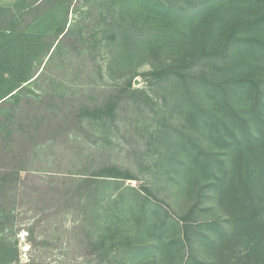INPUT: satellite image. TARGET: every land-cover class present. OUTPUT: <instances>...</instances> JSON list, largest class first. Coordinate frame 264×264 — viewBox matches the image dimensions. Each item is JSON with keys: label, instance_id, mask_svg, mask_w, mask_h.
<instances>
[{"label": "trees", "instance_id": "16d2710c", "mask_svg": "<svg viewBox=\"0 0 264 264\" xmlns=\"http://www.w3.org/2000/svg\"><path fill=\"white\" fill-rule=\"evenodd\" d=\"M59 1L17 0L0 6V54L17 55L21 49L16 41L32 25L37 11ZM88 2L89 14L98 2ZM109 3L101 16L109 56L106 68L112 79L123 81L104 87L87 80L82 86L94 91L95 97L51 90L32 98L26 85L41 72H28L30 68L21 67L18 60L0 61V73L11 75L18 68L21 75L7 80L1 75L11 86L0 90V233L13 228L14 211L25 201L51 206L48 215L59 208L65 212L88 209L94 221L77 231L82 236L81 249L89 248L94 264H200L194 252L184 260L181 250L184 241L190 245L200 241L191 232L199 226L194 215L202 210L196 208L210 197L207 189L216 187L218 200L226 208L224 217L202 223L216 232L214 238L203 236L214 247V258L205 264H248L243 258L249 261L252 256H262L264 261V219L251 209L253 197L262 200L264 193V188L257 190L264 184V0ZM77 31L73 27L59 30L49 57L66 42L68 52L79 59L75 70L82 71L80 59L92 58V50L86 48L89 51L83 53L86 36ZM142 63L151 67L152 94L131 86ZM96 68L102 76L98 64ZM124 106L159 118L153 135L160 149L153 163L154 179L164 175L169 181L174 173L185 172L184 197L195 200L186 213L176 216L165 211L164 216H156L155 209L142 204L123 212L96 209L94 214L89 205L98 201L97 185L110 179H137L128 168L103 156L70 158L65 164L73 168L32 174L30 185L28 178L21 179L20 171L29 169L24 163L33 160L29 153L36 148L39 134L69 135L71 129H87L94 123L108 130ZM128 214L133 222L125 221ZM239 245L243 246L241 256L235 254ZM10 262L12 247L0 237V264Z\"/></svg>", "mask_w": 264, "mask_h": 264}, {"label": "rangeland", "instance_id": "374dc122", "mask_svg": "<svg viewBox=\"0 0 264 264\" xmlns=\"http://www.w3.org/2000/svg\"><path fill=\"white\" fill-rule=\"evenodd\" d=\"M93 1L98 2V6L95 5L96 8L89 14L86 9L91 3L88 2L86 5V0H72L70 3L62 0L52 8L46 4L44 8L37 11L32 25L27 27V32H23V36L17 39L16 42L21 51L17 55L8 57L0 54L1 62L18 60L21 67L26 65L30 68L28 72L33 73L37 70L41 72L38 79L26 85V91H29L28 96L34 98L51 90L58 93L69 90L70 96H78L83 93L91 98L95 97L94 91L89 88L85 90L86 87L82 86L87 80H95L97 84L104 87L114 86L123 81L118 77L112 79V74L106 68L109 56L104 47L103 27L105 25L101 16L107 13V8L110 6L109 0ZM2 26L6 27V25ZM69 27L77 29L86 36L83 53L92 50L89 51L92 53L90 54L92 58L87 61L80 59L79 64H82L83 73L75 70L79 59L73 51L68 52L66 42L60 44L62 47L55 49L52 57H49L57 45V42L54 41L57 33L59 30ZM38 43L41 44V48L36 50ZM11 47L15 49L13 43ZM95 63L100 66V74H102L100 77ZM150 70L151 67L148 63L140 64L131 80L132 88L144 89L147 93L152 94L148 74ZM10 74L16 78L21 76L18 68L13 70V74ZM1 75H4L6 80L11 76L2 72L0 81H2ZM114 76H117L116 73ZM10 86L11 84L8 82L2 81L0 90L6 91ZM158 98L156 96V99ZM124 108L123 112L119 113L115 124L108 130L102 129L94 123L87 129L79 131L71 129L68 132L69 135L53 133V135L47 134L46 136L45 132L39 134L36 148L32 153H29L33 160L24 163L29 169L20 171L21 179L28 178L27 183L30 185L34 181L31 178L32 174L44 175L51 170L73 168L70 164L67 165L68 162L65 164L70 158L86 154L93 155L94 158L103 156L128 168L137 179H110L105 185H97L99 190L95 197L98 201L89 205L94 214L96 209H99L96 211H103L106 207H110L111 211L120 210L123 212V209L140 207L142 204L149 210L155 209L156 216H164L165 211L176 216L186 213L195 200L184 197L186 195L183 187L186 180L185 172L174 173V177L169 181L164 175L159 180L154 179L156 168L153 163L160 149L153 135L159 127V118L152 117V113L148 115L145 111L132 110L127 106ZM41 142H45L47 145L41 144ZM102 143L103 147H98ZM133 188L139 193L134 192ZM262 188H264V184L257 190L263 191ZM216 189V187L208 188L210 197H204L196 208L202 210L198 213L199 215H194L197 220L195 222L199 226L193 228L191 232L192 236H198L200 241H193L192 245L189 244V241H184V248L181 250L184 260L188 256L190 257L191 252H194L195 256L200 259V264L209 263L214 258L212 254L214 247L203 236L208 235L214 238L216 232L212 227L202 223L210 218L224 217L226 207L222 208ZM102 197L106 199L101 202L99 200ZM261 198L262 200L253 197L251 209L252 213L257 214L259 211L261 218L264 219V193ZM107 204L110 206H105ZM50 207L47 204H29L28 201H25V204L19 205L14 211L13 228L0 233V237H4L12 247V262L9 264H94L96 260L87 253L89 248L81 249L82 236L77 231L79 226H89V223L94 221V215L91 212L88 214V209L75 211L70 209L71 212H65L61 208H57L56 213L48 215L52 210ZM125 219L128 223L134 220L130 214L126 215ZM221 235L223 234L221 233ZM216 238L219 237L216 236ZM235 249L238 252L235 254L241 256L240 252L243 251V246H236ZM155 254L159 255L160 252L157 251ZM243 259L248 264H254L256 259L261 261L259 264H264L262 256H257V258L252 256L249 261H246V257ZM192 261L194 260L191 259Z\"/></svg>", "mask_w": 264, "mask_h": 264}, {"label": "crops", "instance_id": "0c3cea01", "mask_svg": "<svg viewBox=\"0 0 264 264\" xmlns=\"http://www.w3.org/2000/svg\"><path fill=\"white\" fill-rule=\"evenodd\" d=\"M17 0H0V6L12 5Z\"/></svg>", "mask_w": 264, "mask_h": 264}]
</instances>
